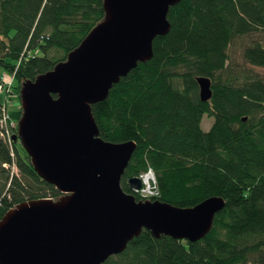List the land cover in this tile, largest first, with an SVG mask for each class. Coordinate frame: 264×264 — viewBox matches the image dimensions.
<instances>
[{"label": "trees", "instance_id": "1", "mask_svg": "<svg viewBox=\"0 0 264 264\" xmlns=\"http://www.w3.org/2000/svg\"><path fill=\"white\" fill-rule=\"evenodd\" d=\"M102 15L101 0H0V66L14 71L10 92L64 58ZM166 16L170 27L153 37L152 55L91 103L92 115L104 139L136 142L124 190L143 197L126 180L151 170L150 199L190 206L220 195L224 205L193 241L142 228L101 264H264V76L249 66L264 65V0H178ZM198 75L210 78L204 100ZM19 113L18 103L0 99V216L20 200L60 194L12 138ZM202 114L212 116L207 129Z\"/></svg>", "mask_w": 264, "mask_h": 264}, {"label": "water", "instance_id": "2", "mask_svg": "<svg viewBox=\"0 0 264 264\" xmlns=\"http://www.w3.org/2000/svg\"><path fill=\"white\" fill-rule=\"evenodd\" d=\"M101 1L102 17L79 43L20 83L12 138L60 194L23 199L3 212L0 264H101L142 228L193 241L209 230L224 205L220 195L180 206L136 198L122 188L120 177L136 142L101 137L91 103L152 55V39L167 32L166 12L178 0ZM196 81L199 97L207 99L210 78L198 75ZM144 181L140 175L126 180L132 191Z\"/></svg>", "mask_w": 264, "mask_h": 264}, {"label": "rangeland", "instance_id": "3", "mask_svg": "<svg viewBox=\"0 0 264 264\" xmlns=\"http://www.w3.org/2000/svg\"><path fill=\"white\" fill-rule=\"evenodd\" d=\"M233 58L234 61H241V54H240V48H239V43H235V47L233 49ZM250 68L254 69V71H256L257 74L264 76V65L263 66H258V65H251L249 64ZM2 68L0 66V74L2 73ZM0 99H4L6 106L7 107H12L15 104H19V99H18V94L17 92L11 93L10 95H8L6 98H4L3 93H0ZM212 121V116H207L206 114H202L201 119H200V125L202 128L207 129L209 127V125L211 124ZM18 139V138H17ZM16 168L14 167V170ZM145 192V191H143ZM142 191H139V193L143 194Z\"/></svg>", "mask_w": 264, "mask_h": 264}, {"label": "built area", "instance_id": "4", "mask_svg": "<svg viewBox=\"0 0 264 264\" xmlns=\"http://www.w3.org/2000/svg\"><path fill=\"white\" fill-rule=\"evenodd\" d=\"M13 74H14V71L12 70L11 72H9L8 74H6L5 72H2L0 74V93H3V95L5 96V98L10 95L12 92H10L11 88H12V79H13ZM5 109V108H4ZM2 121L1 123L3 124V132L5 133V135L9 136V128H8V125L6 123V119H7V114L5 111L2 112V117H1ZM10 124L11 125H14L15 122L14 120L10 121ZM151 170H148L147 172H149ZM146 174V173H145ZM144 173L141 174L140 176H142L144 178ZM152 174V173H151ZM149 178H152L153 179V175ZM149 178H147L143 185L141 186V188L138 190L139 191H145L143 192V194L141 193V195L145 196L147 193H150L152 192V190L150 189V185H149Z\"/></svg>", "mask_w": 264, "mask_h": 264}, {"label": "bare ground", "instance_id": "5", "mask_svg": "<svg viewBox=\"0 0 264 264\" xmlns=\"http://www.w3.org/2000/svg\"><path fill=\"white\" fill-rule=\"evenodd\" d=\"M149 173L148 174H145L144 175V179L146 180V178L148 177ZM149 178V177H148Z\"/></svg>", "mask_w": 264, "mask_h": 264}]
</instances>
